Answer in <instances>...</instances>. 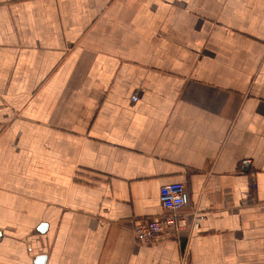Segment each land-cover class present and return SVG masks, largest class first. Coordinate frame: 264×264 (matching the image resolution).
I'll use <instances>...</instances> for the list:
<instances>
[{
    "label": "crops",
    "instance_id": "1",
    "mask_svg": "<svg viewBox=\"0 0 264 264\" xmlns=\"http://www.w3.org/2000/svg\"><path fill=\"white\" fill-rule=\"evenodd\" d=\"M171 183L198 228L136 242ZM40 255L264 264V0H0V264Z\"/></svg>",
    "mask_w": 264,
    "mask_h": 264
},
{
    "label": "built area",
    "instance_id": "2",
    "mask_svg": "<svg viewBox=\"0 0 264 264\" xmlns=\"http://www.w3.org/2000/svg\"><path fill=\"white\" fill-rule=\"evenodd\" d=\"M133 101L136 97L132 98ZM249 161L242 162V169L249 167ZM159 203L163 213L134 224L135 240L141 244L161 242L177 238L182 230L191 226L198 228V218L187 220L180 214L185 204V187L181 183H171L159 189Z\"/></svg>",
    "mask_w": 264,
    "mask_h": 264
},
{
    "label": "water",
    "instance_id": "3",
    "mask_svg": "<svg viewBox=\"0 0 264 264\" xmlns=\"http://www.w3.org/2000/svg\"><path fill=\"white\" fill-rule=\"evenodd\" d=\"M44 230H45V225H41L39 227V231L42 232ZM45 261H46V256L40 255V256L35 258L34 264H45Z\"/></svg>",
    "mask_w": 264,
    "mask_h": 264
}]
</instances>
